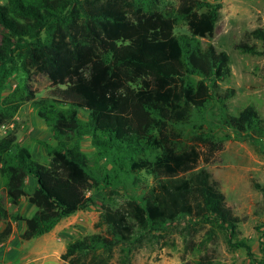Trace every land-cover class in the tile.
Returning <instances> with one entry per match:
<instances>
[{"label":"trees","instance_id":"1","mask_svg":"<svg viewBox=\"0 0 264 264\" xmlns=\"http://www.w3.org/2000/svg\"><path fill=\"white\" fill-rule=\"evenodd\" d=\"M220 1L0 5V125L32 102L55 141H38L50 158L46 164L16 133L0 138V176L9 202L18 207L27 198L36 208L25 220L23 240L49 234L62 220L95 207L104 232L70 242L62 264H112L118 251L128 264L137 245L182 222L194 230L209 227L201 248L220 234L253 264H264L240 236L245 219L207 168L228 141L264 145L258 108L231 105L237 90L220 85L232 74L230 55L200 40L215 36ZM182 25L186 33L177 31ZM252 40L264 47V29L247 32L235 48L264 55ZM35 76L49 82L48 95L37 98ZM13 78L16 87L5 95ZM81 109L89 111L87 121ZM87 139L94 160L84 149ZM100 187L101 201L90 196ZM21 220L0 195V264L1 247ZM187 264L221 263L200 253Z\"/></svg>","mask_w":264,"mask_h":264},{"label":"rangeland","instance_id":"2","mask_svg":"<svg viewBox=\"0 0 264 264\" xmlns=\"http://www.w3.org/2000/svg\"><path fill=\"white\" fill-rule=\"evenodd\" d=\"M7 1L0 0V5ZM220 3L221 19L217 24L215 36L200 40L204 47L213 43L219 51L230 55L232 74L220 83L223 89L237 90V95L230 100V104H253L264 118V55L242 53L235 48L236 44L244 40L247 32L264 29V0H221ZM177 31L186 33L187 30L182 25ZM252 43L264 51L262 41L252 40ZM16 82V78L9 82L5 95L16 87ZM31 86L37 98L49 94L50 84L42 76H35ZM80 116L87 121L89 111L81 109ZM4 125L0 130V138L14 132L18 142L33 148L36 160L46 164L50 162L47 150L38 141L54 143L53 132L40 118L32 102H25L18 115ZM83 144L85 151L94 160L91 141L87 139ZM216 158L217 162L207 168L213 178L220 182L228 205L245 219L240 225V236L252 245L256 258L263 259L264 145L234 139L226 143L225 150ZM34 183L35 181L30 179L28 186H33ZM0 190L10 213L22 218L19 222H13V234L1 247V264H62V255L70 242L104 232L102 228L97 227L100 211L92 207L62 220L46 237L23 240L25 220L33 216L36 208L27 198H23L18 207L12 205L4 192L1 176ZM90 196L101 201L105 197V191L100 187L92 191ZM118 200L123 202L124 198L119 196ZM5 226L3 224L2 228ZM196 230L187 222H182L166 232L150 236L135 247L128 264H187L200 253H207L221 264H253L245 250H233L220 234L214 242L209 243L208 248H201L202 242L207 239L209 227L199 226ZM123 262V255L118 251L112 264H127Z\"/></svg>","mask_w":264,"mask_h":264},{"label":"built area","instance_id":"3","mask_svg":"<svg viewBox=\"0 0 264 264\" xmlns=\"http://www.w3.org/2000/svg\"><path fill=\"white\" fill-rule=\"evenodd\" d=\"M5 125L3 124V125H0V130L4 127Z\"/></svg>","mask_w":264,"mask_h":264},{"label":"crops","instance_id":"4","mask_svg":"<svg viewBox=\"0 0 264 264\" xmlns=\"http://www.w3.org/2000/svg\"><path fill=\"white\" fill-rule=\"evenodd\" d=\"M0 194H1V190H0ZM23 201V200H22ZM48 234H46V235H44V236H42V237H46ZM8 255H10V254H8Z\"/></svg>","mask_w":264,"mask_h":264}]
</instances>
